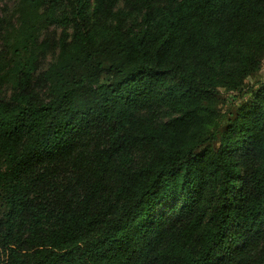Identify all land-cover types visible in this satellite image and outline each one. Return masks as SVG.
<instances>
[{
	"label": "trees",
	"instance_id": "obj_1",
	"mask_svg": "<svg viewBox=\"0 0 264 264\" xmlns=\"http://www.w3.org/2000/svg\"><path fill=\"white\" fill-rule=\"evenodd\" d=\"M264 0H0V264H264Z\"/></svg>",
	"mask_w": 264,
	"mask_h": 264
},
{
	"label": "rangeland",
	"instance_id": "obj_2",
	"mask_svg": "<svg viewBox=\"0 0 264 264\" xmlns=\"http://www.w3.org/2000/svg\"><path fill=\"white\" fill-rule=\"evenodd\" d=\"M264 81V61L261 70L252 77H249L245 85L239 91H225L223 90V102L221 110L223 114H227L229 110L242 104L251 97V93L259 84Z\"/></svg>",
	"mask_w": 264,
	"mask_h": 264
}]
</instances>
